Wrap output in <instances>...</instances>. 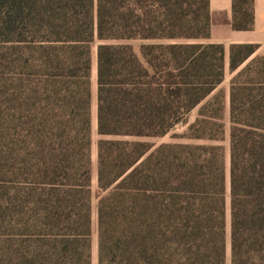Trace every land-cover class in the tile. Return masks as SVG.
Wrapping results in <instances>:
<instances>
[{"label": "trees", "instance_id": "16d2710c", "mask_svg": "<svg viewBox=\"0 0 264 264\" xmlns=\"http://www.w3.org/2000/svg\"><path fill=\"white\" fill-rule=\"evenodd\" d=\"M212 38L210 0H0V264H94L97 41H184L98 48V264H264V55L230 47L228 138Z\"/></svg>", "mask_w": 264, "mask_h": 264}, {"label": "rangeland", "instance_id": "374dc122", "mask_svg": "<svg viewBox=\"0 0 264 264\" xmlns=\"http://www.w3.org/2000/svg\"><path fill=\"white\" fill-rule=\"evenodd\" d=\"M95 21L97 22V14L95 12ZM184 42V41H179ZM178 41H109V42H102L97 41L94 44V55H93V218H94V235H93V254H94V264H98V247H99V235H98V202L99 199L102 197V192L98 186V141L101 139L98 135V103H97V90H98V48L101 45L109 44V45H130L135 48L137 52L140 51V47L142 44H175L179 43ZM233 75H231L230 71L227 70L226 78L224 83L220 86L219 90H221L226 96V115H225V124L227 126V137L229 138L230 132V83L232 80ZM197 113H193L190 118V122L187 125H181L176 128L173 132L168 134L163 138L158 139H135L132 138L130 140L135 141H143V142H151L154 143L155 147H159L164 144H173V143H186L185 140H176L173 138L174 135H181L185 133L188 127L196 121ZM226 150V169H227V204H228V225H229V237H230V222H231V197H230V165H231V155H230V141L221 143ZM230 242V238H229ZM229 264H231V251L229 247Z\"/></svg>", "mask_w": 264, "mask_h": 264}, {"label": "crops", "instance_id": "0c3cea01", "mask_svg": "<svg viewBox=\"0 0 264 264\" xmlns=\"http://www.w3.org/2000/svg\"><path fill=\"white\" fill-rule=\"evenodd\" d=\"M211 43L223 44L226 48L227 70L232 45H255V56L264 55V0H254V28L248 31H235L232 25L238 24L243 13L239 0H210Z\"/></svg>", "mask_w": 264, "mask_h": 264}]
</instances>
